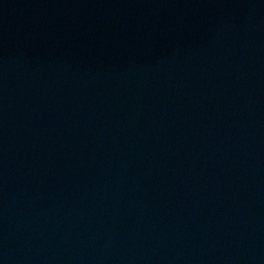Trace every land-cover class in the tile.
I'll use <instances>...</instances> for the list:
<instances>
[{
  "label": "water",
  "instance_id": "1",
  "mask_svg": "<svg viewBox=\"0 0 264 264\" xmlns=\"http://www.w3.org/2000/svg\"><path fill=\"white\" fill-rule=\"evenodd\" d=\"M0 264H264V0H0Z\"/></svg>",
  "mask_w": 264,
  "mask_h": 264
}]
</instances>
